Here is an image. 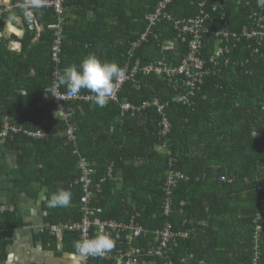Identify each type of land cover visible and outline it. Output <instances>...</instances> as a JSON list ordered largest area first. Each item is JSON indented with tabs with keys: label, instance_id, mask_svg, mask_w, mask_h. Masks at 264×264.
<instances>
[{
	"label": "trees",
	"instance_id": "16d2710c",
	"mask_svg": "<svg viewBox=\"0 0 264 264\" xmlns=\"http://www.w3.org/2000/svg\"><path fill=\"white\" fill-rule=\"evenodd\" d=\"M28 1L13 0V9L6 11H19L27 33L19 56L0 43V133L7 122L20 129L9 130L0 140L36 157L47 200L60 189L72 193L68 207L53 209L47 200L44 203L49 210L44 243L53 246L61 234L64 240L72 238L75 250L74 242L81 240L78 231H52L84 217L80 167L84 159L91 173L92 219L124 224L135 219L144 232L134 245L147 250L165 225L174 233L189 234L171 245V256L143 253L146 259L155 264H254L255 219L261 217L255 222L264 225V41L241 36L229 44L218 65L209 60L224 46L218 33L260 30L256 16H264V8L257 7V0L208 1L210 9L218 4L213 13L217 19L207 22L210 33L203 41V57L211 72L195 79L190 93L181 82L180 90L176 83L144 71L151 64L179 67L187 56L188 41L178 38L172 23L159 24L148 41L135 48L160 0H65L63 15L54 7H31L27 12L34 20L33 31L22 7ZM90 11L93 18L88 23L102 22L108 30L100 40L83 24ZM169 13L174 19L194 18L200 14L198 0H174ZM38 36L37 46L28 49ZM58 37L61 50L56 61L52 48ZM170 42L174 46L168 49ZM89 54L118 64L128 74L136 69L137 74L124 84L118 101L109 100L102 108L94 102L69 101L68 116L62 117L51 92L54 73L62 75L67 66H78ZM61 90L67 91L63 85ZM179 93L189 103L176 102ZM80 94L92 93L82 89ZM155 100L165 105L171 125L165 136L154 104L135 114L122 111L125 102L142 106ZM26 132L49 136L35 138ZM170 161L187 179L168 189ZM126 237L114 234V250L116 245L126 248ZM91 264L117 263L94 257ZM258 264H264V235Z\"/></svg>",
	"mask_w": 264,
	"mask_h": 264
},
{
	"label": "built area",
	"instance_id": "2783aa9c",
	"mask_svg": "<svg viewBox=\"0 0 264 264\" xmlns=\"http://www.w3.org/2000/svg\"><path fill=\"white\" fill-rule=\"evenodd\" d=\"M65 0H53V1H40L41 7H47V8H55L57 15H63V3ZM208 1L209 0H198V6L200 8V14L194 18H184L179 20H174L173 17L169 14L168 10L169 7L173 4L174 0H160L157 4L154 12L150 14L147 18V28L146 31L141 35L139 40L136 42L135 48L138 49V47L143 43L147 42L150 35H153L154 29L162 22H172L174 25V29L177 31L178 38L181 39L183 42L188 41V54L183 59L182 63L179 67L172 68L168 66H155L154 64H151L147 67H145L146 73H154L157 75H160L167 79L169 83L175 84V88L182 89L183 86L179 84V82L182 83V85H187L191 88L190 93H194L196 84L194 83L195 79H202L204 77H207L211 70L206 67L207 60L203 57V41L206 34L210 33V28L207 26V22L217 19L216 16L213 13H216L218 4H215L212 9L208 7ZM14 6H11L9 9L6 10H0V15H2L6 11H10L13 9ZM22 7L25 9L24 15L27 17V26L30 31L34 30V20L30 18L28 15V9L31 7H34L32 3L23 4ZM209 8V12L207 9ZM256 20L258 22V27L260 30L254 31L252 33L242 31L241 33H229V32H220L217 34V36L221 37V41L224 43L223 48H220L217 50L209 60V63L218 65L219 59L225 54V52L228 51L229 44L234 43L238 39L241 38V36H246L248 38H256L258 41L263 42L264 41V16L263 15H257ZM60 36V33H58ZM157 37L156 35H154ZM61 39L58 37L53 44V52L52 56L54 60H58V55L61 50ZM174 43L170 42L168 45V49L173 48ZM124 78L115 86L114 92L111 95L110 100L118 101V93L123 88L124 84L128 81H131L135 75L137 74V70L134 69L131 74H128L126 71ZM60 72L56 71L54 73V80L53 85L51 87L52 96L54 98L55 105L57 106L59 114L62 115V117H67L68 113L65 110L66 103L69 101L74 100H83L86 102H94L93 94H77L72 95L69 94L68 91L63 92L61 90L62 85L58 83V78L60 76ZM176 76H184V78H180L178 81V78ZM184 93L179 94L176 97V102H184L189 103V100L186 95H183ZM156 107V111L162 116V134L165 136L169 133L171 125L168 120V117L165 115V105H162L159 103L158 100H155L152 104L149 102H146L142 106H134L131 103L125 102L122 104V111L123 113L132 112L133 114L140 112L143 109H146L147 107H150L153 105ZM9 130L13 131H19L20 129L11 128L8 124L4 126V130L0 133L1 137H5L8 134ZM27 134L31 135L35 138H46L49 135L45 132H26ZM171 154V152H169ZM170 169L167 173V182L166 186L168 189L171 188V186L176 185V183L186 178L184 174L181 172H178L174 169V164L172 161H170ZM80 167L84 169V174L82 177V182L84 184V190L85 195L81 199V207L84 212L83 219L75 224L72 225H64L62 228H53V233L55 231L61 232L62 230H74L80 232V239H89L92 238V232L94 235L98 233H107L111 236V238L116 241V238H113L115 233L118 234H127L126 237V249H118L114 250V247L111 251L106 253L104 256H96L99 257L102 260H114L117 261L118 264H154L153 260H148L145 257H143V253L145 256H154L159 255L162 256L167 252L172 251L171 245L177 242L179 238H187L188 233H174L170 229V225H165L164 229L158 233V236L155 238L154 244L147 250L143 251L142 247L135 246L134 242L138 239H140L143 235L144 229L139 226L135 222V219H132V221L129 224L119 223L116 221H101L99 219H92L90 217L91 210L89 208V205L91 203V193L89 190L91 181H90V170L87 168L86 161L84 159L80 162ZM109 177L112 176V171L109 170L108 173ZM187 179V178H186ZM260 220L261 217L256 218V220ZM264 233V225L263 224H256V229L253 236V242H254V264H258L259 254L261 251V236ZM173 248V247H172ZM169 253V255H170ZM80 255V254H79ZM81 261L79 264H91L93 256H84L80 255ZM2 260V256L0 253V263Z\"/></svg>",
	"mask_w": 264,
	"mask_h": 264
},
{
	"label": "crops",
	"instance_id": "0c3cea01",
	"mask_svg": "<svg viewBox=\"0 0 264 264\" xmlns=\"http://www.w3.org/2000/svg\"><path fill=\"white\" fill-rule=\"evenodd\" d=\"M12 4L13 0H0V10L9 9ZM86 16L87 20L83 24L87 32L91 36H100V40L108 30H105L102 22L99 25L88 23L93 18L91 11ZM26 33L25 20L19 11L2 15L0 43L5 45L7 52L19 56ZM39 33L41 37L42 32ZM38 41L39 36L28 49H31V45L37 46ZM7 124L10 125L5 123ZM15 127L19 128L17 124ZM41 168L42 165L37 163L35 156L27 157L22 150L6 146L0 140V253L2 256L3 247L5 254V259L0 264H79L81 261L80 255L72 250L73 240L70 237L64 240L60 234L53 246L44 243L45 232L42 231L46 226L49 210L44 205L47 188L40 181ZM121 178L118 175L117 180ZM139 247L145 251L144 246ZM120 248L127 247L116 245L115 251ZM153 262L155 264L154 260Z\"/></svg>",
	"mask_w": 264,
	"mask_h": 264
},
{
	"label": "clouds",
	"instance_id": "9594fccd",
	"mask_svg": "<svg viewBox=\"0 0 264 264\" xmlns=\"http://www.w3.org/2000/svg\"><path fill=\"white\" fill-rule=\"evenodd\" d=\"M31 3L36 8L40 7V0H31ZM257 7L264 8V0H257ZM172 25L174 24L172 23ZM124 76V69L118 64L114 62L102 61L95 54H89L81 61L78 66H67L63 70L62 75L59 76L58 83L65 86L68 93L72 95L79 94L82 89L87 90L93 94L95 105L102 108L107 105L111 99L112 93L114 92L115 86L124 78ZM71 197L72 193L69 190L60 189L57 192L51 194V196L48 198V207L53 209L58 207H68L71 203ZM255 221L254 224L256 229ZM254 232L252 234V242L254 241ZM263 235L264 233L262 236ZM114 243V240L109 234L101 232L96 234L93 238L75 241L74 248L75 251L80 255L96 257L104 256L106 253L111 251L114 247Z\"/></svg>",
	"mask_w": 264,
	"mask_h": 264
}]
</instances>
